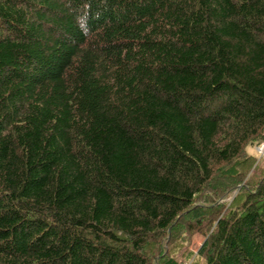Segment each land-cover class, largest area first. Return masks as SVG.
Masks as SVG:
<instances>
[{
    "label": "trees",
    "instance_id": "obj_1",
    "mask_svg": "<svg viewBox=\"0 0 264 264\" xmlns=\"http://www.w3.org/2000/svg\"><path fill=\"white\" fill-rule=\"evenodd\" d=\"M263 139L264 0H0V264H264Z\"/></svg>",
    "mask_w": 264,
    "mask_h": 264
},
{
    "label": "rangeland",
    "instance_id": "obj_2",
    "mask_svg": "<svg viewBox=\"0 0 264 264\" xmlns=\"http://www.w3.org/2000/svg\"><path fill=\"white\" fill-rule=\"evenodd\" d=\"M247 151L250 154H253L255 157L251 161H248V164H245L243 170L245 171V178L240 185H236L235 188L226 193L222 199L223 201L231 200L233 196L238 192V189L242 186L246 185L248 181H251L252 178L257 179L262 174H264V139L260 144H254L253 146H248ZM246 181V182H245ZM183 233L177 238V243H179L178 247L172 248L171 251L174 250L179 251L178 256L179 259L183 260V264H204L205 259L204 256H198L199 248H201L203 242L206 239V236L198 231H192L188 235L189 240L182 239ZM184 254V255H183Z\"/></svg>",
    "mask_w": 264,
    "mask_h": 264
}]
</instances>
